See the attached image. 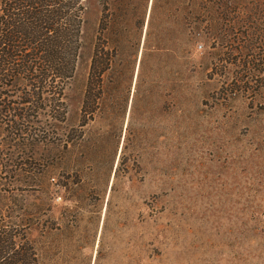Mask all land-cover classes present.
<instances>
[{"label": "rangeland", "instance_id": "obj_1", "mask_svg": "<svg viewBox=\"0 0 264 264\" xmlns=\"http://www.w3.org/2000/svg\"><path fill=\"white\" fill-rule=\"evenodd\" d=\"M86 3L57 139L0 125V228L39 264H264V0Z\"/></svg>", "mask_w": 264, "mask_h": 264}, {"label": "trees", "instance_id": "obj_2", "mask_svg": "<svg viewBox=\"0 0 264 264\" xmlns=\"http://www.w3.org/2000/svg\"><path fill=\"white\" fill-rule=\"evenodd\" d=\"M87 10L86 0H1L0 125L9 140L35 145L57 139ZM105 57L95 50L83 113L91 97H100L102 75L110 68ZM0 264H39L25 227L0 228Z\"/></svg>", "mask_w": 264, "mask_h": 264}]
</instances>
